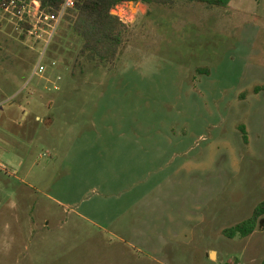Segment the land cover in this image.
Listing matches in <instances>:
<instances>
[{"label": "rangeland", "instance_id": "rangeland-1", "mask_svg": "<svg viewBox=\"0 0 264 264\" xmlns=\"http://www.w3.org/2000/svg\"><path fill=\"white\" fill-rule=\"evenodd\" d=\"M112 13L97 65L0 12V264H263L264 0Z\"/></svg>", "mask_w": 264, "mask_h": 264}, {"label": "trees", "instance_id": "trees-1", "mask_svg": "<svg viewBox=\"0 0 264 264\" xmlns=\"http://www.w3.org/2000/svg\"><path fill=\"white\" fill-rule=\"evenodd\" d=\"M12 0H0V12H4ZM16 6L13 13L20 15L22 7L31 0H15ZM67 0H38L40 5L41 18H50L49 23H54L63 12ZM73 5L66 8L62 19L68 23L70 30L78 37L82 43L78 53L79 59H85L89 63L101 65L116 58L123 42V29L125 25L120 18L113 15V11L120 5L128 2L141 4L169 5L171 0H72ZM209 5L220 6L229 0H190ZM27 18V16L25 15ZM27 30L32 27L27 23H21ZM24 37V36H23ZM244 141L247 142L245 128L240 127ZM264 218V199L256 206L252 216L225 230L224 233L229 238L240 236L246 238L252 235L258 228L259 220ZM264 264V263H263Z\"/></svg>", "mask_w": 264, "mask_h": 264}, {"label": "built area", "instance_id": "built-area-1", "mask_svg": "<svg viewBox=\"0 0 264 264\" xmlns=\"http://www.w3.org/2000/svg\"><path fill=\"white\" fill-rule=\"evenodd\" d=\"M31 2L33 3V5H34V7L33 8H31V6H29L30 4L28 3V4H25L23 7H22V12H21V14L19 15V16H21V17H24L25 15L27 16V18H29V17H33V18H35V19H37L38 21H42V22H46L47 24L50 22V18L49 17H46V18H41V16H40V10H39V8H40V5H39V2H38V0H31ZM72 5H73V1L72 0H67L66 1V4H65V6H64V9H63V12L61 13V15L59 16V18L58 19H56L55 21H54V23L53 24H58L60 21H61V19H62V15H63V13H64V10L66 9V8H70V7H72ZM15 6H16V1L15 0H12L11 1V3H10V5L5 9V11L4 12H7V13H10V12H12L13 13V8H15ZM15 14V13H14ZM16 15V14H15ZM123 18V17H122ZM23 19V18H22ZM121 19V18H120ZM29 25H32L31 23H28ZM32 30H33V26H32ZM44 72V69L42 68V67H39L37 70H36V72H35V74L34 75H40V74H42Z\"/></svg>", "mask_w": 264, "mask_h": 264}, {"label": "flooded vegetation", "instance_id": "flooded-vegetation-1", "mask_svg": "<svg viewBox=\"0 0 264 264\" xmlns=\"http://www.w3.org/2000/svg\"><path fill=\"white\" fill-rule=\"evenodd\" d=\"M261 224L263 223V221L262 222H260Z\"/></svg>", "mask_w": 264, "mask_h": 264}, {"label": "crops", "instance_id": "crops-1", "mask_svg": "<svg viewBox=\"0 0 264 264\" xmlns=\"http://www.w3.org/2000/svg\"><path fill=\"white\" fill-rule=\"evenodd\" d=\"M37 119H39V118L37 117Z\"/></svg>", "mask_w": 264, "mask_h": 264}, {"label": "water", "instance_id": "water-1", "mask_svg": "<svg viewBox=\"0 0 264 264\" xmlns=\"http://www.w3.org/2000/svg\"><path fill=\"white\" fill-rule=\"evenodd\" d=\"M130 3H132V2H130Z\"/></svg>", "mask_w": 264, "mask_h": 264}]
</instances>
